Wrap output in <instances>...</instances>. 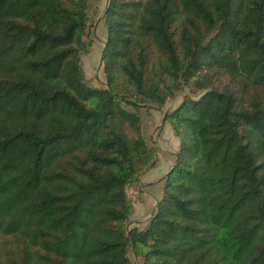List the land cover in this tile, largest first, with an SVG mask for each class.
Returning a JSON list of instances; mask_svg holds the SVG:
<instances>
[{"label": "trees", "instance_id": "1", "mask_svg": "<svg viewBox=\"0 0 264 264\" xmlns=\"http://www.w3.org/2000/svg\"><path fill=\"white\" fill-rule=\"evenodd\" d=\"M89 2L0 0V264H264V0H107L102 88ZM183 85L201 93L165 114L178 148L127 231L140 110Z\"/></svg>", "mask_w": 264, "mask_h": 264}, {"label": "rangeland", "instance_id": "2", "mask_svg": "<svg viewBox=\"0 0 264 264\" xmlns=\"http://www.w3.org/2000/svg\"><path fill=\"white\" fill-rule=\"evenodd\" d=\"M107 0H90L88 6V28L84 38L85 48L80 54V66L85 82L96 88L105 86L101 66V51L105 41V26L102 20ZM220 86L227 83L226 76L216 80ZM201 93L191 86L183 85L176 95L163 107L145 106L140 110L141 131L147 146L152 151V167L140 177L139 183L127 187L126 193L132 206V213L127 220L126 230L142 227L150 217L160 196L162 179L173 163V155L178 148V141L173 135L171 125L165 121V114L172 111L183 98ZM126 132L130 135L129 129ZM147 222V221H146ZM131 264H141L132 250L129 251Z\"/></svg>", "mask_w": 264, "mask_h": 264}, {"label": "crops", "instance_id": "3", "mask_svg": "<svg viewBox=\"0 0 264 264\" xmlns=\"http://www.w3.org/2000/svg\"><path fill=\"white\" fill-rule=\"evenodd\" d=\"M171 153H172V155H174V152H171ZM152 213H153V211H152ZM152 213H151V214H152ZM147 220H148V219H147ZM147 220H146V221H147ZM146 221L142 224V226L145 225Z\"/></svg>", "mask_w": 264, "mask_h": 264}]
</instances>
